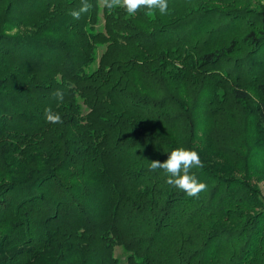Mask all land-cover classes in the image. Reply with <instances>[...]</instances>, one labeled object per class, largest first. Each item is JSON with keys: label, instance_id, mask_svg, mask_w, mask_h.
I'll return each instance as SVG.
<instances>
[{"label": "trees", "instance_id": "16d2710c", "mask_svg": "<svg viewBox=\"0 0 264 264\" xmlns=\"http://www.w3.org/2000/svg\"><path fill=\"white\" fill-rule=\"evenodd\" d=\"M262 1L130 17L89 0L77 20L81 0H0V264H122L116 246L127 264H264V173L245 153L264 137L233 144L214 123L250 78L264 136ZM178 147L205 165L198 197L150 170Z\"/></svg>", "mask_w": 264, "mask_h": 264}, {"label": "clouds", "instance_id": "9594fccd", "mask_svg": "<svg viewBox=\"0 0 264 264\" xmlns=\"http://www.w3.org/2000/svg\"><path fill=\"white\" fill-rule=\"evenodd\" d=\"M100 2L108 9L121 8L130 17H134L141 9L146 10V15H155L157 12L160 15L169 14L168 0H100ZM92 8L93 4L89 0H81L79 9L72 10L70 15L78 20L82 14L90 12ZM53 96L58 101H63L64 92L57 89L53 92ZM44 115L48 123H63L61 115L53 112L50 107L44 110ZM204 166L197 151L184 147L173 149L163 162L159 160L150 162L151 171L162 169L168 176L166 183L189 197H198L206 190L207 185L200 182L191 171L193 168L202 169Z\"/></svg>", "mask_w": 264, "mask_h": 264}, {"label": "rangeland", "instance_id": "374dc122", "mask_svg": "<svg viewBox=\"0 0 264 264\" xmlns=\"http://www.w3.org/2000/svg\"><path fill=\"white\" fill-rule=\"evenodd\" d=\"M102 5V3H101ZM264 6V0L261 2L260 5L258 3H252L251 7L254 6ZM103 6V5H102ZM102 16V13L101 15ZM227 69L230 70V68H233V62L226 63ZM230 67V68H229ZM253 83L252 79L246 80V89L250 93V99L245 101L244 103H241L237 107H230L228 108L225 115L220 117L218 120H216L215 123V129L216 132L223 136L224 139H228L232 141L233 144H240L242 141L243 144L246 142V140L250 141L253 145L257 139V137L261 138L264 137L261 134L257 136V133L255 131V124H254V117L252 115L253 108L255 107V104H257L260 101V95L258 92L255 91L254 87L251 85ZM213 127V126H212ZM216 141L219 142L218 138H214ZM246 154H249V157L251 158V166L249 169L252 171L249 172H257L264 173V146H258L254 150H251V152L245 151ZM257 174V173H256ZM255 174V175H256ZM239 178L242 176L241 174L237 173ZM243 177V176H242ZM252 182L257 185L259 190L261 191L262 195L264 196V176H258V177H252ZM113 256L116 259H120L122 264H127L126 257L127 254L125 253L124 249L121 246L114 247Z\"/></svg>", "mask_w": 264, "mask_h": 264}]
</instances>
